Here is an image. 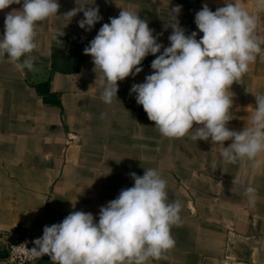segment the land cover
Returning <instances> with one entry per match:
<instances>
[{
  "label": "crops",
  "instance_id": "obj_1",
  "mask_svg": "<svg viewBox=\"0 0 264 264\" xmlns=\"http://www.w3.org/2000/svg\"><path fill=\"white\" fill-rule=\"evenodd\" d=\"M85 2L91 0H58L57 15L37 24L33 68L46 67L47 82L30 84L28 69L22 73L9 57H0V264H8L1 248L18 227L42 236L45 225L76 210L91 212L98 220L100 206L133 185L130 173L158 170V150L212 155L180 159V166L190 163L196 171L190 175L180 169V190L166 188L168 202L178 199L181 204V222L171 227L175 244L147 264H264V166L254 168L246 158L227 162L210 138L196 141L191 133L158 142L162 134L129 91L154 71L150 65L118 81L117 97L109 104L101 99V71L83 51L121 8L138 12L168 46L175 5L182 6L176 14L179 26L186 34L196 31L199 39L203 34L194 23L195 13L204 4L215 11L230 0H95L85 7L98 5L102 19L90 31L78 25L82 11L64 14ZM231 2L257 17L256 35L264 41V6L258 0ZM21 7L22 0L0 10V36L5 13ZM230 91L233 116L227 127L240 131L250 125L255 96L264 95V55L257 56ZM259 155L264 160V152ZM168 162L174 165L172 159ZM168 176L163 178L171 187L173 169ZM190 183L197 184L191 191L195 199L189 196ZM249 184L257 190L254 202L244 191Z\"/></svg>",
  "mask_w": 264,
  "mask_h": 264
},
{
  "label": "clouds",
  "instance_id": "obj_2",
  "mask_svg": "<svg viewBox=\"0 0 264 264\" xmlns=\"http://www.w3.org/2000/svg\"><path fill=\"white\" fill-rule=\"evenodd\" d=\"M12 4L21 0H0V10ZM258 4L264 6V0ZM85 5H95V0L64 14L72 17L82 11L78 25L90 31L102 16L98 5ZM181 7L171 9L168 46L158 42L147 20L135 11L121 8L118 16L101 25L83 49L101 71V99L110 104L117 97V82L141 72L142 60L159 53L150 63L154 71L129 90L159 132L169 138L189 133L196 141L210 138L225 161L246 158L254 168L264 166L258 158L264 152V95L255 96L249 126L240 131L227 127L234 103L230 86L264 55V41L256 35L257 17L231 0L215 11L204 4L194 16L203 34L197 39L196 31L186 34L176 21ZM59 8L58 0H22L19 10L5 13L0 57H9L22 73L31 70L37 24L57 15ZM130 176L133 185L100 206L98 220L91 212L71 211L61 222L45 225L32 248L27 242L18 247L33 258L48 254L55 264H147L150 258L159 259L175 244L171 227L181 222V204L168 202L167 181L159 170L148 168L143 175ZM244 191L254 202L256 188L249 184Z\"/></svg>",
  "mask_w": 264,
  "mask_h": 264
},
{
  "label": "built area",
  "instance_id": "obj_3",
  "mask_svg": "<svg viewBox=\"0 0 264 264\" xmlns=\"http://www.w3.org/2000/svg\"><path fill=\"white\" fill-rule=\"evenodd\" d=\"M155 36H157L158 42H160L159 36ZM83 42L84 37H81L80 43ZM152 56L153 54H149L142 60V67L150 65ZM38 237L40 236L29 232L26 228L18 227L14 232L12 240L1 248V251L4 252L3 259L8 264H55L48 254H44L39 258H33L29 254H26L22 248L18 247L22 243L27 242L25 246L30 249L34 246L32 241Z\"/></svg>",
  "mask_w": 264,
  "mask_h": 264
},
{
  "label": "rangeland",
  "instance_id": "obj_4",
  "mask_svg": "<svg viewBox=\"0 0 264 264\" xmlns=\"http://www.w3.org/2000/svg\"><path fill=\"white\" fill-rule=\"evenodd\" d=\"M158 142H160L161 138H163L164 136L162 135H158ZM78 139V138H77ZM76 140V139H75ZM174 141H175V138H174ZM157 158L160 162H158V170L159 172L161 173L162 177H166L168 175H170V169H173V177L175 178L176 181H172L171 182V187H170V184L169 182H167V189L169 191H175L176 190H180V187H181V183H180V180L179 178L180 177H177V172L183 168V171H185L186 173V170L188 171V173L190 174V171L193 170V171H196V168H192L191 166H180V159L181 158H188V159H195L197 157H211L212 155V152H197V151H188V152H181V151H173V152H169V151H160L158 150L157 151ZM258 157H261L260 155ZM173 160V164L172 166H170L168 160ZM167 166H165V165ZM192 175V174H190ZM169 177V176H168ZM186 184H182L183 186V190L185 189L186 190V187H185ZM177 186V187H176ZM197 184L196 183H190L188 184V187H189V196H190V199H195L193 198L194 197V193H192L191 191H194V189L196 188ZM174 195V194H173ZM175 196V195H174ZM168 200V199H167ZM175 201H179L178 199L175 200Z\"/></svg>",
  "mask_w": 264,
  "mask_h": 264
},
{
  "label": "water",
  "instance_id": "obj_5",
  "mask_svg": "<svg viewBox=\"0 0 264 264\" xmlns=\"http://www.w3.org/2000/svg\"><path fill=\"white\" fill-rule=\"evenodd\" d=\"M39 70H35L33 67L31 70H29L30 73V84H39V83H45L48 81V70H46V67L40 66L38 68Z\"/></svg>",
  "mask_w": 264,
  "mask_h": 264
}]
</instances>
